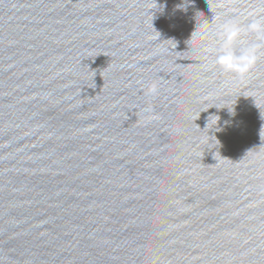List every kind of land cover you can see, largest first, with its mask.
<instances>
[{
  "label": "water",
  "instance_id": "obj_1",
  "mask_svg": "<svg viewBox=\"0 0 264 264\" xmlns=\"http://www.w3.org/2000/svg\"><path fill=\"white\" fill-rule=\"evenodd\" d=\"M211 10L264 0H0V264H264V50L222 74Z\"/></svg>",
  "mask_w": 264,
  "mask_h": 264
},
{
  "label": "clouds",
  "instance_id": "obj_2",
  "mask_svg": "<svg viewBox=\"0 0 264 264\" xmlns=\"http://www.w3.org/2000/svg\"><path fill=\"white\" fill-rule=\"evenodd\" d=\"M200 14L197 13L198 19ZM249 15L252 14L249 13ZM218 19L219 17L216 14L213 15L211 22L204 21L202 23L199 19L198 30L193 33L191 40L186 41V43L191 45L192 50V45L200 35L201 28L210 23L213 26L211 30L216 37V43L202 46L201 51L204 53L205 59L209 55L214 56L212 63L220 69L222 74L241 79L249 77L258 65L262 50H264V16L256 17L243 26L235 20L218 24ZM249 34L255 36L254 41L246 39ZM202 67L208 70L209 65L203 64ZM148 94L152 96L158 94L156 83L148 87ZM209 123L210 120L206 129Z\"/></svg>",
  "mask_w": 264,
  "mask_h": 264
}]
</instances>
